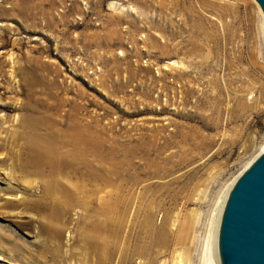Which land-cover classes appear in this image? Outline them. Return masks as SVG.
I'll use <instances>...</instances> for the list:
<instances>
[{
    "label": "rangeland",
    "instance_id": "374dc122",
    "mask_svg": "<svg viewBox=\"0 0 264 264\" xmlns=\"http://www.w3.org/2000/svg\"><path fill=\"white\" fill-rule=\"evenodd\" d=\"M262 16L255 0H0V264H206L264 149ZM44 115L92 148L58 174L20 136Z\"/></svg>",
    "mask_w": 264,
    "mask_h": 264
},
{
    "label": "water",
    "instance_id": "95a60500",
    "mask_svg": "<svg viewBox=\"0 0 264 264\" xmlns=\"http://www.w3.org/2000/svg\"><path fill=\"white\" fill-rule=\"evenodd\" d=\"M264 17V0H255ZM219 264H264V149L232 183L221 211Z\"/></svg>",
    "mask_w": 264,
    "mask_h": 264
},
{
    "label": "bare ground",
    "instance_id": "6f19581e",
    "mask_svg": "<svg viewBox=\"0 0 264 264\" xmlns=\"http://www.w3.org/2000/svg\"><path fill=\"white\" fill-rule=\"evenodd\" d=\"M113 7H114V2L111 1L109 3V8H113ZM260 27L262 28V21L260 22ZM46 122H48L50 125L49 131L47 133L43 135H39V134H34L32 132V130H39L41 128H44V126L46 125ZM56 122L57 121L50 119L46 115H44L40 120H37V121H33L32 116H27L24 119V123H23L27 128L24 129L22 132H20L21 134L19 133L20 136L23 137L24 139V141L22 140L23 144L24 143L27 144V145L24 144L26 146V150L28 151V155H29V158H28L29 160L27 159L28 160L27 164H30L32 161L36 166H39V167L47 166L52 170L53 174L61 173L65 169V167L73 166L76 162L79 161L81 157V152L83 150L90 149L88 146V142L86 141L84 136H82L80 133H78L73 128H66V127L62 128L60 126L57 127ZM85 142H86V148H85ZM65 146L66 147L68 146L69 148H67L66 151H63L62 148L63 147L65 148ZM91 149L90 151L92 152ZM70 168H73V167H70ZM48 189L49 190H60L61 192L65 191V190L60 189V187H58L54 182L47 185V188L45 190H48ZM228 191H227V194H228ZM225 199H224V202H225ZM224 202H223L222 208L224 206ZM222 208H221V211H222ZM221 211H220V215H221ZM220 215H219V219H220ZM219 219H218V225H219ZM215 220L213 221V224H212L213 228H215ZM218 225H216V228H217L216 229V241L214 237V232H215L214 230L210 236L207 235L208 237L206 239L204 256H203V259L206 264H214V260L212 259V255H213V247H212L213 240L212 239L213 237H214V242H215L216 263L219 264L218 257H217Z\"/></svg>",
    "mask_w": 264,
    "mask_h": 264
}]
</instances>
